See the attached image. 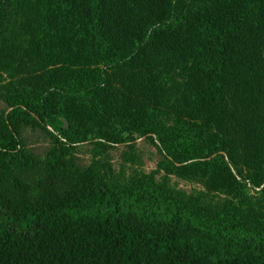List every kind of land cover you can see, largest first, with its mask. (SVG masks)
Wrapping results in <instances>:
<instances>
[{"label":"trees","instance_id":"1","mask_svg":"<svg viewBox=\"0 0 264 264\" xmlns=\"http://www.w3.org/2000/svg\"><path fill=\"white\" fill-rule=\"evenodd\" d=\"M24 1L22 9H30ZM126 1V9L118 11L114 0H45L38 16L47 32H56L61 48L67 51L74 41L101 58V82L75 95L107 92L113 84L120 88L130 101L129 111L117 115L120 128L90 134L66 127L60 103L69 93L60 86L64 72L58 69L29 76L37 85L35 102L24 89L4 83L0 73V95L7 104L0 116V264H264V234L258 231L249 240L236 213L198 228L217 241L237 239L252 246L239 256L200 252L180 236L186 208L154 187L152 176L117 195L96 166L82 167L75 157L84 146L103 153L145 140L174 172L213 166L233 182L231 191L259 194L264 185V0ZM5 8L0 0L1 31ZM65 13L72 18L69 26L63 23ZM58 30L67 33L65 40ZM1 64L8 61L0 63V71ZM165 75L184 76V86L190 81L196 86L199 106L187 110L188 120L156 116L150 109L149 89L159 90L158 79ZM167 121L174 124L169 127ZM22 123L37 126L51 140L43 158L24 148ZM183 127L190 130L191 147L175 134ZM240 150L259 171V182L237 169ZM153 191L158 194L144 207ZM127 211L145 222L162 219L163 233L155 234L146 223L132 224Z\"/></svg>","mask_w":264,"mask_h":264},{"label":"rangeland","instance_id":"2","mask_svg":"<svg viewBox=\"0 0 264 264\" xmlns=\"http://www.w3.org/2000/svg\"><path fill=\"white\" fill-rule=\"evenodd\" d=\"M4 1L6 16L1 19L3 30H0V58L3 56L0 63L8 61L7 65L1 64L0 73L4 83L24 89L35 102L37 85L29 80V76L44 77L58 69L64 72V75L58 78L60 86L69 93V96H62L60 103L64 110L62 121L66 127L78 126L90 134L112 127L120 128V125L115 124L117 115H123L124 110L129 111L130 103L120 88H115L113 84L107 92L93 91V94L75 95L101 82L99 73L104 68L101 58L91 51H86L87 48L84 46H78L74 41L70 42V38L66 40L70 42L67 51L66 48H61L64 45L57 44L59 39L53 38L56 32H47L46 22H39L38 19L45 0ZM23 1L30 9L24 6L22 9ZM114 6L116 10L121 11L126 9L128 3L126 0H114ZM71 20L72 18L65 13L63 23L69 26ZM30 23L34 25L33 28ZM137 27L136 24L133 30L136 31ZM57 34L62 40H65L67 35V33L63 35L59 30ZM122 40L124 43V39ZM130 43L134 47L138 45L136 41ZM126 46L125 44L123 48ZM43 48L46 50H40ZM48 50L47 55H42ZM54 52L56 54L50 58V54ZM42 56L46 57L44 61ZM178 71L181 72L180 69ZM185 82L184 76L175 80L165 75L158 79L159 90L157 87L149 89L150 109L156 116L165 113L170 119L176 117V121L189 119L187 110L191 111L193 107H198L199 102L196 86L191 81L184 86ZM6 110L7 104L0 95V116ZM152 112H149L150 117H153ZM166 124L171 127L174 122L167 121ZM19 129L24 148L31 154L43 158L52 146L47 135L31 124L22 123ZM175 134L183 137L184 145L188 147L193 145L188 127L178 129ZM75 155L82 167L96 166L101 179L117 195L131 191L139 181L149 182L152 176L154 187L166 190L186 208L187 220L183 224L180 236L200 252L239 256L252 246L251 242H241L237 239L226 243L217 241L198 228L199 224L204 227L211 225L221 215L230 217L232 212L236 213L239 217V228L249 240L254 239L258 231L264 234V202L260 200V197L264 198V185L260 188L259 194L246 191L243 197L231 191L233 182L220 169L213 166H193L185 168L182 173L174 172L155 147L145 140L139 141L133 148L121 147L103 153L96 151L92 146H84L79 148ZM239 160L237 159V169L244 176L259 182L260 173L244 151H239ZM183 174L190 176L185 177ZM157 194V191H153L152 197L146 196L143 206L145 207ZM127 215L132 224L142 226V223H146L145 227L155 234L163 233L165 229L162 219L155 218L145 222L135 212L127 211Z\"/></svg>","mask_w":264,"mask_h":264}]
</instances>
